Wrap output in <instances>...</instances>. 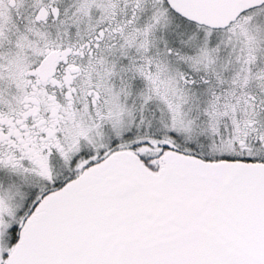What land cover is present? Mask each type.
<instances>
[{
    "label": "snow or ice",
    "instance_id": "snow-or-ice-1",
    "mask_svg": "<svg viewBox=\"0 0 264 264\" xmlns=\"http://www.w3.org/2000/svg\"><path fill=\"white\" fill-rule=\"evenodd\" d=\"M0 264H264V0H0Z\"/></svg>",
    "mask_w": 264,
    "mask_h": 264
}]
</instances>
